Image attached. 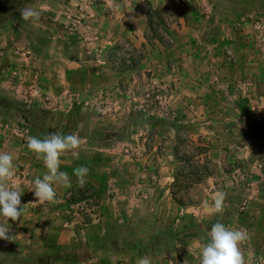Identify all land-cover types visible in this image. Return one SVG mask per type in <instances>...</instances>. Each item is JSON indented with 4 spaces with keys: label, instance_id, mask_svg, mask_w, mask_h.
I'll use <instances>...</instances> for the list:
<instances>
[{
    "label": "rangeland",
    "instance_id": "1",
    "mask_svg": "<svg viewBox=\"0 0 264 264\" xmlns=\"http://www.w3.org/2000/svg\"><path fill=\"white\" fill-rule=\"evenodd\" d=\"M30 3L32 0H0V153L14 156L9 187L19 189L24 204L18 221H6L0 215V225L10 228L11 239H0V264L73 263L65 250L55 251L58 246L76 248L56 245L57 230L62 226L83 228L81 216L69 209L67 194L55 196L54 202H41L32 192L34 180L42 178L47 169L42 159L28 150L27 138L43 139L51 131L74 132L81 138L79 149L60 157V170L67 173L77 166H87L88 157L94 158L110 145L112 152L123 157L119 158L123 164L128 163L123 155L134 153L136 159L143 155L137 147L109 143L114 137L146 138L151 155L160 157L163 177L171 175L176 166L171 159L174 145L165 139L178 138L182 143L192 142L193 147H206L211 175L190 190L196 204L179 210L163 191L165 195L144 205L137 220L148 216L165 219V223L152 228L123 225L120 234L149 237V242L151 235L159 234L167 253L176 250L181 263L200 264L199 249L208 241L211 226L220 221L230 229L247 230L250 238L241 245L246 264H264V90L258 101L262 111L255 115L245 114L249 107L243 98L229 99L213 92L210 100L214 114L210 117L197 100L177 101L180 87L187 86L178 82L181 72L172 71L173 60L167 61L164 69L158 65L150 72L139 67L135 75L129 71L134 63L140 64L145 55L142 49L135 50L126 42L102 48L105 38L101 37L108 22L120 20L133 0H39V19L24 20L21 11ZM142 11L149 21L148 42H158L160 54L168 51L173 44L167 18L174 10L143 7ZM261 11L258 20L264 30V5ZM97 70L102 72L92 77ZM156 78L160 80L154 82ZM262 83L264 89V75ZM128 111L136 114L137 128L130 132L115 130L117 125L129 124ZM116 112L118 117L113 118ZM187 112H192V117ZM182 117L188 123L180 128ZM154 132L160 135L158 139ZM181 152L180 157L189 154L185 149ZM115 153V159L120 157ZM115 163L118 166L119 162ZM151 163L155 167L154 161ZM151 171L155 173V169ZM57 186L61 185H53L55 189ZM217 191L227 197L222 213L202 204L208 201L211 205ZM114 215L109 212V216ZM84 230L86 233L90 229ZM175 244L180 246L174 249ZM136 245L143 248L140 243ZM106 259L105 264H111Z\"/></svg>",
    "mask_w": 264,
    "mask_h": 264
},
{
    "label": "crops",
    "instance_id": "2",
    "mask_svg": "<svg viewBox=\"0 0 264 264\" xmlns=\"http://www.w3.org/2000/svg\"><path fill=\"white\" fill-rule=\"evenodd\" d=\"M262 5L264 0H133L132 7L127 6L120 20L108 22L109 25L101 37L105 38L102 48L126 42L135 50L142 49L145 55L140 64L129 71L131 74L138 73L139 67L147 72L154 71L158 65L164 69L167 61L173 60L175 70L182 74L178 82L187 86L180 87L177 101L183 103L197 100L203 103L205 115L212 117L214 114L210 98L216 91L229 99L243 98L249 107L245 114L255 115L263 108L258 103L264 90V30L258 20L262 14ZM143 7L152 10L170 7L174 10L173 15L167 18L173 45L162 54L157 41L155 45H151L147 40L149 21L142 11ZM156 58L161 60L156 61ZM101 72L102 70L95 71L92 77L99 76ZM152 77H155L154 74ZM159 80L156 78L154 82ZM224 87L226 89L223 91ZM190 113L189 118L192 117V112ZM134 115V112L128 111L129 124L123 127L117 125L115 130H135L137 124L134 122ZM116 117L118 112L113 116ZM183 123H188L185 117L180 120V128ZM187 128L192 127L188 125ZM153 134L156 139L160 136L155 132ZM124 139L119 137L116 140L114 137L109 143L117 142L120 146L137 147V151L141 150L143 155L137 159L134 153L131 156L123 155L128 162L123 164L119 160L123 157L117 152H112L109 144L105 151L95 153L94 158L88 157V161H85L89 169L86 184L94 189L95 196L99 199L96 218L83 228L60 227L55 244L62 247L76 246L75 249L65 248L64 251L65 255L72 257V264H105L106 258L110 259L111 264H137L141 257H148L151 264H183L175 256L178 253L176 250L172 253L165 251V240L159 238V234L151 235V242L149 237H124L120 234L123 225L152 228L165 223V219L156 220L148 216L137 220V214L143 211L144 205L152 198L156 197L157 200L164 194L163 191L170 195L177 166L176 162L174 170L171 169V175L164 178L159 172L160 157L152 156L151 151L147 149L149 144L146 138L131 135L130 139ZM165 140L171 146L174 145L173 148L177 143V139ZM113 153L120 157L115 159ZM172 158L176 161L174 154ZM151 161H154L155 167ZM115 162L120 164L117 166ZM152 169H155L157 174L152 172ZM68 174L71 186L61 185L56 189L54 187L57 197L67 194L71 188L75 190L80 186L73 171ZM170 200L179 210H183L172 198ZM123 211H127L128 216L124 215ZM109 212H114L115 215L111 217ZM84 228L90 230L85 233ZM89 231H92V234H89ZM154 242L156 244L152 245ZM137 243L143 248L140 249ZM145 246L148 248H144ZM179 246L175 244L174 249Z\"/></svg>",
    "mask_w": 264,
    "mask_h": 264
},
{
    "label": "clouds",
    "instance_id": "3",
    "mask_svg": "<svg viewBox=\"0 0 264 264\" xmlns=\"http://www.w3.org/2000/svg\"><path fill=\"white\" fill-rule=\"evenodd\" d=\"M39 0H32L21 11L22 19H39ZM81 146V138L74 132L63 133L62 131H51L43 139L39 136L27 138V148L37 158L42 159L46 173L42 178L34 180L32 190L36 201L54 202L56 192L53 185L71 186V178L65 171L60 170V157L67 151H75ZM14 156L10 153H0V215L6 221H18L23 214L22 193L9 182L14 176ZM89 169L86 166H77L73 169V175L77 178L80 187L86 184ZM226 193L217 191L212 199L211 205L203 201L204 208H212L216 213L224 212ZM10 228L0 225V239H10ZM249 234L245 229H230L224 223H214L208 233V241L203 243L199 249L200 264H246L245 257L241 251V245L247 242ZM137 264H151L148 257H141Z\"/></svg>",
    "mask_w": 264,
    "mask_h": 264
},
{
    "label": "trees",
    "instance_id": "4",
    "mask_svg": "<svg viewBox=\"0 0 264 264\" xmlns=\"http://www.w3.org/2000/svg\"><path fill=\"white\" fill-rule=\"evenodd\" d=\"M136 66L137 64L134 63L131 68L134 69ZM185 142L182 143L177 138V143L174 147V158L177 162V166L175 169L174 182L170 191L171 198L182 209L192 206L196 203L192 198L190 190L194 186L201 184L207 177L211 175L209 166L212 165V162L208 158V150L206 147H193L192 142L189 143L187 140ZM182 149L188 151V156L180 157ZM72 191V194L75 197H78L77 201H82L85 199L84 196L88 192L95 195L94 189L88 184H85L84 187L79 186ZM63 250H65V248L58 246V249L55 251L61 252Z\"/></svg>",
    "mask_w": 264,
    "mask_h": 264
},
{
    "label": "built area",
    "instance_id": "5",
    "mask_svg": "<svg viewBox=\"0 0 264 264\" xmlns=\"http://www.w3.org/2000/svg\"><path fill=\"white\" fill-rule=\"evenodd\" d=\"M175 70V67H172V71ZM73 191H70L65 196L66 203L71 211L80 217L79 223L81 226L91 223L96 218V212L98 207V202L96 201V196L92 193L85 194V199L82 201H77L78 197L72 194ZM83 216V217H82ZM86 216L94 218L93 220L86 219Z\"/></svg>",
    "mask_w": 264,
    "mask_h": 264
}]
</instances>
